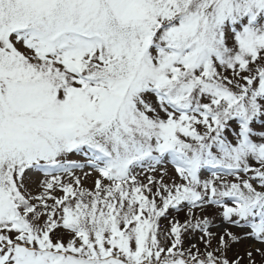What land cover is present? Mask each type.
<instances>
[{"label":"snow or ice","instance_id":"snow-or-ice-1","mask_svg":"<svg viewBox=\"0 0 264 264\" xmlns=\"http://www.w3.org/2000/svg\"><path fill=\"white\" fill-rule=\"evenodd\" d=\"M0 264H264V0H0Z\"/></svg>","mask_w":264,"mask_h":264},{"label":"rangeland","instance_id":"rangeland-1","mask_svg":"<svg viewBox=\"0 0 264 264\" xmlns=\"http://www.w3.org/2000/svg\"><path fill=\"white\" fill-rule=\"evenodd\" d=\"M69 161H75L77 163H81V164H86L87 162V158L81 154H70L67 158ZM165 166L168 168L169 170V175L168 177H165L166 181L169 180V177H174V171H173V167L171 165L170 162H165ZM73 171L75 172L76 175H81L83 172H92V170L90 168H88L87 166L81 170V169H73ZM96 178V173L92 172L91 176H88L86 178H83V183L85 187L88 188H92L94 186V180ZM34 180L37 179H42V176L40 177H33ZM146 182V181H145ZM58 195L60 194L59 192L57 193ZM197 215L199 216V213H197ZM187 216V208H183L182 210H170V214H169V219H172L173 217L181 222H183L185 220ZM208 217L209 219L212 220V231L215 232L217 235L222 234L223 229L226 227L225 223L222 220V217L215 211V207H213L212 209H209L208 211ZM167 225V221H162V226H166ZM220 226L221 228L218 229L217 227ZM229 228V230H235L232 229L231 226H227ZM199 232L197 231L196 233H193L191 235H186V239H185V244L186 246L189 244V242L192 243H197L198 247H201V249H203V245L202 243H200L199 241ZM250 246V242L245 240L243 241L241 244H238L234 249H233V253L235 252H242L243 250L247 249ZM233 253H230V255H232Z\"/></svg>","mask_w":264,"mask_h":264}]
</instances>
